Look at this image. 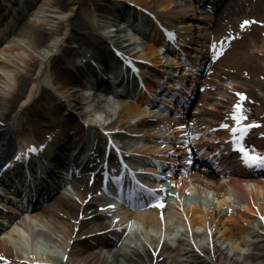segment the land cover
I'll return each instance as SVG.
<instances>
[{
	"label": "bare ground",
	"instance_id": "bare-ground-1",
	"mask_svg": "<svg viewBox=\"0 0 264 264\" xmlns=\"http://www.w3.org/2000/svg\"><path fill=\"white\" fill-rule=\"evenodd\" d=\"M3 1L5 5L8 4L6 10L11 7L14 13L15 11L17 13L18 6L24 2V0H18L15 4L14 0ZM136 1L156 7L161 17L169 22L173 19L184 21L185 16L189 14V5L188 3H182L183 0ZM50 2L60 4V7L66 10L67 14H70L73 12V7L76 3H79V9L85 5L86 0H50ZM33 7L35 8V5H32V9H34ZM232 7V11L227 12L222 17L221 20L223 22L230 21L237 24L238 20L249 14L264 22V0H237ZM55 12L54 9L44 8L43 10H38L30 18L25 16V11L19 12L18 16L20 15V17L15 28L18 39L0 48L2 53L16 52L19 60L29 70H32L37 77V81L30 87L27 97H25V92L29 82L26 79H20L18 85H15L13 77L11 74H8L7 80L0 84V105L14 108L12 120L7 123V128L0 132V160L4 158L10 149L13 150L15 147L13 142L14 136L17 135L20 138L18 143L21 144L34 138L40 140L45 132L56 129L55 127L43 130L37 117H30L23 122V116L28 112L30 105L34 104V116L44 117L45 110L49 107V100H58L62 104L63 110L56 113L60 114L61 118L65 121L73 120L74 125L77 127L81 122L80 119L85 118L87 115L83 110V101L78 93V89L75 88V83L79 81L75 70L79 66L76 69L75 66H65L64 69H61L55 65L49 68L51 63L50 52L54 50V45H56V41L58 40L56 37H60L62 34L58 30L65 26L64 19L62 17L58 18ZM85 12L89 14L90 22L85 17L87 22L83 23L84 28L79 29V33L88 32L90 27L97 28L95 14L88 8H85L80 12L83 18V13ZM114 17L117 18L115 15ZM5 19L7 22L11 20L8 17ZM55 21L57 22L56 24ZM144 28L143 32L136 31L132 34L133 39H136L139 33L148 35L153 33V35L157 36L158 41H162V36L156 27L145 23ZM107 30L111 31L112 28L107 26ZM226 30L227 25H223L219 28L218 33L222 34ZM26 39L29 42L27 45L23 43ZM156 40H153L154 42L146 46V53L152 57H158L159 54ZM5 68V63L0 61V69L4 70ZM52 74L60 75V88H57L58 86L53 81ZM257 77L259 79L264 77V24L263 26L255 25L252 31L244 34L243 38L236 39L232 48L228 50L225 56L213 65V72L204 80L205 84L210 85L211 88L208 89V93L204 94L202 98L208 104H214V108L209 109L210 107L208 106L204 107V114L214 119L218 118L222 113L226 102L225 99H219L217 94L222 93L223 96L229 94L228 90L222 85L223 80L227 78L237 79L245 85L254 84L264 89V82L259 79L257 80ZM40 82H43L46 86L42 89L40 96H38ZM49 87L55 92H49ZM250 93L260 101V104L255 105L254 108L256 114L263 113L264 97H259L251 90ZM118 101L119 110L117 117L111 121L108 127L111 129L123 128L136 132L144 130L147 137L151 139V151L160 152L162 142L159 143L158 138L162 137V132L160 131L162 130V124H164L163 120L152 118L154 115H150L149 112L144 111L139 104H130L124 98H119ZM214 101H217V103H213ZM104 107H107L106 104ZM108 111L111 113L110 115H113V111L107 107L104 119L106 121L110 117L107 115ZM94 121L96 124L99 122L97 118ZM91 122L93 121L91 120ZM31 125L35 127V133L40 136L43 134L40 138L26 132L28 130L25 126L29 127ZM55 125L60 126L59 123L55 124V122L48 124V126ZM64 127L65 125L60 127V129L66 131L65 129L63 130ZM158 133L160 134L156 135ZM148 158H150L149 154H147ZM209 175L202 172L197 173L193 179L196 184L192 187V191L198 194L211 192L216 197L215 200L223 197L216 200V204L200 203L192 205L183 200L185 216L184 214L181 216L178 210L176 211L174 207L170 206L166 210L165 224L158 219L156 210L135 213V217L140 218L143 223L147 242L159 244L166 233H170L178 224L186 223L187 227L191 228V231L192 228L201 231L199 234H194L201 240H204L205 236L206 238H212L213 241V238H215L213 249L210 247L206 249L208 257H194L195 264H248V262L264 264V234L260 231V229H264V222H259V219L255 217L252 206L248 204L251 197L258 200L260 213L264 216V181L244 177L241 173L229 181H221ZM76 189L79 199L67 194L57 195L34 215V218L40 222L39 225H43L45 229L36 230L35 226L31 225L28 221L24 222V225L31 227V230L35 231V234L41 236L44 240L59 241L61 243L62 254H66L67 259L66 261L63 258L56 260L58 264H111V259L120 258L123 256L121 253L124 252L122 250L112 251L107 235L96 234L98 229L106 227L95 229L89 226L92 219L99 220L103 216V213L91 210L95 205V200H93V196L89 197L88 194L90 195L94 188L88 186L83 188L81 186ZM87 196L89 197L88 200L86 199ZM237 202L243 203V205H237ZM224 205L233 207V211L229 212V208L227 209V207L224 209ZM94 212L97 213L92 219L86 217L89 214H95ZM80 213L83 214L82 218L79 217ZM211 225L215 226V228H212L213 231H208ZM11 235H13L12 231ZM13 236H11L10 240L13 238L17 239L20 247L31 248L30 241L24 234L18 231ZM7 240L8 238H0V250H11ZM219 240L221 244H226V248H229L233 253L225 251V248L218 244ZM93 241L104 244V246L110 249H101L94 245ZM246 246H253L254 251L247 252L242 260L241 250L245 249ZM174 251L166 242L163 243V254H169ZM34 255H37V258L41 259H45L46 256L48 257L46 253H42L37 248H35ZM134 255L141 259L143 264H165L158 257H155L156 261L153 262L151 253L145 248L143 252L136 251ZM17 256L20 257L21 255L17 254Z\"/></svg>",
	"mask_w": 264,
	"mask_h": 264
},
{
	"label": "rangeland",
	"instance_id": "rangeland-1",
	"mask_svg": "<svg viewBox=\"0 0 264 264\" xmlns=\"http://www.w3.org/2000/svg\"><path fill=\"white\" fill-rule=\"evenodd\" d=\"M78 1H81V0H78ZM47 2L50 3V0H39V3H37V10H43L45 7H49V8H52L54 9L56 12V16L57 17H60V16H65V14L67 13L66 11H64L62 8H60L59 4H55V3H50L48 4ZM100 2L101 0H86V3L84 6H81V8H79V10H77V5L78 3L74 6V8L76 9V11L78 12L77 14L76 13H73L71 14L70 16H67L68 17V20L65 21L67 27H68V32H71V34H73V36L75 38H77L78 40H81V42L83 44H86V41H92V38L91 36H86V35H83V34H78V33H75L76 32V29H80L82 27H84V20H85V17L87 19V13H83L84 14V18L81 16L80 12H82L85 8H88L90 10H97L98 9V6L100 5ZM97 45H100L101 47H104L106 48V46L102 43V42H98ZM76 51V49H75ZM0 59L6 62H8V64L10 65V68L11 70H9V73L15 77H24V78H27V79H33L34 78V75L31 74V71L29 70H25L24 71V68L23 66L21 65L20 63V60L18 58V54L17 53H12V52H9L8 54H4V53H0ZM3 72V71H2ZM5 74V73H3ZM6 78L3 77L2 75H0V82L5 80ZM53 106L57 107V109H61V107L59 106L58 108V103L56 102H52ZM54 109V108H53ZM0 110L1 112L3 113H6V117L7 118H10L11 115H12V111L10 108L8 107H2L0 106ZM58 111V110H56ZM47 116H49L48 118H45L43 119L42 122H52L53 120H56L57 117L56 115L57 114H53L51 110L47 111L46 113ZM52 243V242H50ZM48 244L49 245V249L51 248V250H53L55 253L59 254L58 252L60 251V247L57 245V244ZM54 245V247H53Z\"/></svg>",
	"mask_w": 264,
	"mask_h": 264
},
{
	"label": "snow or ice",
	"instance_id": "snow-or-ice-1",
	"mask_svg": "<svg viewBox=\"0 0 264 264\" xmlns=\"http://www.w3.org/2000/svg\"><path fill=\"white\" fill-rule=\"evenodd\" d=\"M254 21H249V20H245L242 22L241 27H244L245 25L252 23ZM220 49H223V44H224V40H221L220 42H218ZM213 49L217 48V44H213L212 45ZM238 95L244 96L245 94L243 93H239ZM236 109L240 110L241 109V105L237 104L235 105ZM233 116L236 118L237 124L240 123L241 119H244L245 117L243 116V111H240V114L237 115L236 113H233ZM252 125H244L243 127L237 129V128H233L232 131L233 133L240 131L241 135L239 137H233V139L236 141L237 146L240 148V151L244 153V162L246 164H248L249 166H257V167H262L264 168V155H260V154H250L249 150L245 147H243V145L241 144V141L243 139V136L246 134V130L247 128L251 127ZM183 127V126H181ZM223 127H228L227 124H224ZM35 150V149H33ZM189 163H191V161H188ZM143 187L151 192H155L154 189H148L146 185H143ZM111 207H114V205H112Z\"/></svg>",
	"mask_w": 264,
	"mask_h": 264
}]
</instances>
